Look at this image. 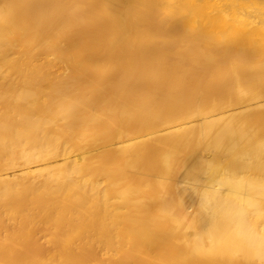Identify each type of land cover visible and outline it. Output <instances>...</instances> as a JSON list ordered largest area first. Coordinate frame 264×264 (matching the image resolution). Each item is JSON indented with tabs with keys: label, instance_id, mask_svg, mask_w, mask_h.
<instances>
[{
	"label": "bare ground",
	"instance_id": "6f19581e",
	"mask_svg": "<svg viewBox=\"0 0 264 264\" xmlns=\"http://www.w3.org/2000/svg\"><path fill=\"white\" fill-rule=\"evenodd\" d=\"M0 264H264V0H0Z\"/></svg>",
	"mask_w": 264,
	"mask_h": 264
},
{
	"label": "rangeland",
	"instance_id": "374dc122",
	"mask_svg": "<svg viewBox=\"0 0 264 264\" xmlns=\"http://www.w3.org/2000/svg\"><path fill=\"white\" fill-rule=\"evenodd\" d=\"M122 1V0H121ZM197 2H199V1H197Z\"/></svg>",
	"mask_w": 264,
	"mask_h": 264
}]
</instances>
